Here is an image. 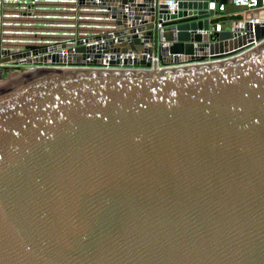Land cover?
Returning <instances> with one entry per match:
<instances>
[{
  "label": "water",
  "instance_id": "obj_1",
  "mask_svg": "<svg viewBox=\"0 0 264 264\" xmlns=\"http://www.w3.org/2000/svg\"><path fill=\"white\" fill-rule=\"evenodd\" d=\"M177 9L143 32L171 66L36 67L0 86V264H264V42L211 53L235 33H208L264 8ZM263 38L255 23L245 42ZM35 48L0 58V80L45 61ZM127 49L135 35L112 48Z\"/></svg>",
  "mask_w": 264,
  "mask_h": 264
},
{
  "label": "built area",
  "instance_id": "obj_2",
  "mask_svg": "<svg viewBox=\"0 0 264 264\" xmlns=\"http://www.w3.org/2000/svg\"><path fill=\"white\" fill-rule=\"evenodd\" d=\"M121 1L0 0V58L19 52L26 44L36 46L35 50H28L27 58L36 59L38 55L45 57V61L34 64L24 63L26 57L17 58L16 67L5 71L0 82L5 80L10 71L23 73L45 66L102 69L144 68L132 64L137 57L149 64L154 63L157 68L171 66L174 55L163 54L161 59H158L157 52L152 50L153 42L143 33L145 25L152 22L155 14H159L156 31L162 32L161 22L171 20L168 16L178 10V4H187L192 0H125L124 4H121ZM139 3H142L140 7ZM231 3L243 6L246 10L264 8V0H231ZM160 5L163 7H159ZM222 8V4H217V14H220ZM161 15H165L166 18L162 19ZM255 23H264V21L249 19L224 24L218 20L212 24L208 33H219L225 28L228 30L234 28L231 32L235 33L234 37L225 44L219 43L220 50L215 53L232 49L236 45H233L231 41L236 38L242 40L238 46L248 44L246 49L264 42V38L258 42L254 40L250 43L245 42L246 37L253 34ZM246 24L249 25L248 28ZM119 30H123L124 33L120 35L114 33ZM130 35L138 38L141 51L112 50L114 45L127 41ZM161 44V46H167L168 43L162 41ZM79 46L84 49L77 51L76 47ZM51 55L57 56L56 62L50 61Z\"/></svg>",
  "mask_w": 264,
  "mask_h": 264
},
{
  "label": "bare ground",
  "instance_id": "obj_3",
  "mask_svg": "<svg viewBox=\"0 0 264 264\" xmlns=\"http://www.w3.org/2000/svg\"><path fill=\"white\" fill-rule=\"evenodd\" d=\"M241 42H242L241 38H236V39H234V40L231 41V43H232L233 45H238V44H240ZM215 45H218V44H215ZM215 45H212V46L210 47V51H211V52H213V46H215ZM219 46H220V45H219ZM213 53H215V52H213ZM8 77H9V76H8ZM10 77H11V79H10ZM10 77L5 81L6 83H10L12 80L16 79V77H14L13 75H12V76L10 75Z\"/></svg>",
  "mask_w": 264,
  "mask_h": 264
},
{
  "label": "rangeland",
  "instance_id": "obj_4",
  "mask_svg": "<svg viewBox=\"0 0 264 264\" xmlns=\"http://www.w3.org/2000/svg\"><path fill=\"white\" fill-rule=\"evenodd\" d=\"M17 74L19 75V74H21V72H19V73H13V72H8V74H7V76H9L10 77V75L12 76H14V77H17ZM6 76V78H5V80H3L2 82H0V86L9 78V77H7ZM10 79H11V77H10Z\"/></svg>",
  "mask_w": 264,
  "mask_h": 264
},
{
  "label": "crops",
  "instance_id": "obj_5",
  "mask_svg": "<svg viewBox=\"0 0 264 264\" xmlns=\"http://www.w3.org/2000/svg\"><path fill=\"white\" fill-rule=\"evenodd\" d=\"M209 29H211V26L209 27ZM219 50H220V46L219 45L213 46V52H217Z\"/></svg>",
  "mask_w": 264,
  "mask_h": 264
}]
</instances>
